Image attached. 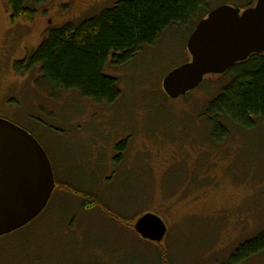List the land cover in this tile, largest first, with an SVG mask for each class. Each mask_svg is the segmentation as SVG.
<instances>
[{
    "label": "rangeland",
    "instance_id": "rangeland-1",
    "mask_svg": "<svg viewBox=\"0 0 264 264\" xmlns=\"http://www.w3.org/2000/svg\"><path fill=\"white\" fill-rule=\"evenodd\" d=\"M89 1L49 0L32 19L11 21L0 0V117L30 132L53 158L56 180L102 205L85 210V198L59 187L30 226L0 238V264H162L161 253L164 264H264V251L233 254L264 233V126L250 133L230 127L220 144L211 140L203 115L226 76H209L175 100L162 91L163 78L190 60L189 29L171 27L122 66L109 59L105 73L121 91L111 106L75 91L51 94L38 67L14 71L50 30L120 0ZM223 2L243 9L248 0H215L212 7ZM147 213L166 226L160 245L134 232Z\"/></svg>",
    "mask_w": 264,
    "mask_h": 264
},
{
    "label": "trees",
    "instance_id": "trees-1",
    "mask_svg": "<svg viewBox=\"0 0 264 264\" xmlns=\"http://www.w3.org/2000/svg\"><path fill=\"white\" fill-rule=\"evenodd\" d=\"M47 1L7 0L15 18L28 20ZM213 1L120 0L94 17L50 30L37 49L14 66V71L24 75L38 67L40 81L51 94L75 91L82 99L111 106L120 98L121 91L118 80L105 73L109 59L116 66L130 62L144 48L157 45L163 33L173 26L187 28L191 34L215 8ZM255 2L248 0L243 9ZM222 76L228 78L227 83L207 104L203 115L211 140L217 144L228 136L230 127L250 133L256 124L264 126V54L250 56ZM85 199L90 204H83L85 210L101 205L96 198ZM262 251L264 233L239 245L233 254L241 259ZM160 255L161 263L167 262Z\"/></svg>",
    "mask_w": 264,
    "mask_h": 264
},
{
    "label": "water",
    "instance_id": "water-1",
    "mask_svg": "<svg viewBox=\"0 0 264 264\" xmlns=\"http://www.w3.org/2000/svg\"><path fill=\"white\" fill-rule=\"evenodd\" d=\"M190 61L170 71L162 90L171 100L198 88L206 76L224 75L250 56L264 54V0L247 9L228 5L211 10L190 34ZM55 182L41 145L25 130L0 118V238L32 223L46 208ZM134 231L161 243L167 233L152 213L142 215Z\"/></svg>",
    "mask_w": 264,
    "mask_h": 264
},
{
    "label": "flooded vegetation",
    "instance_id": "flooded-vegetation-1",
    "mask_svg": "<svg viewBox=\"0 0 264 264\" xmlns=\"http://www.w3.org/2000/svg\"><path fill=\"white\" fill-rule=\"evenodd\" d=\"M97 2V0H91V1H89V2H87L86 4L87 5H89V6H91V5H93V4H95ZM8 3V2H7ZM11 11V10H10ZM11 21H15V20H20L21 18H15L14 17V15H13V13L11 12ZM27 55L28 54H26V56L21 60V61H19V62H16L15 64H14V66L16 65V64H18V63H21V62H23L26 58H27ZM14 66H13V69H14ZM33 69V68H32ZM31 70V69H30ZM29 70V71H30ZM29 71H27V72H29ZM16 74H19V73H16ZM119 144V143H118ZM118 144H116V149L118 150L117 152H123V145L124 144H121V146L120 147H118L117 145ZM50 158V157H49ZM118 159L119 158H115V164H117L118 165ZM50 161H51V165H52V170H53V176H54V182H55V186H54V190H53V192H52V194H51V197H50V200H49V202H48V204H47V206H46V208H45V211L48 209V207H49V205H50V203H51V201L52 200H54V198H58V196H56V194L59 192L58 190H59V187H61V189L62 190H66L67 188L71 191V193H78L77 195H79L80 197L79 198H94V196H85L82 192H80L79 191V189H77V187H76V189L74 188V187H70V186H68L67 184H62V183H60L59 182V180L61 179H58V180H56V178H55V172H54V168H53V158H50ZM63 194L64 195H66V193H64L63 192ZM63 194H61V195H63ZM78 198V197H77ZM84 202H85V199H84ZM42 214V213H41ZM40 214V215H41ZM39 215V216H40Z\"/></svg>",
    "mask_w": 264,
    "mask_h": 264
}]
</instances>
